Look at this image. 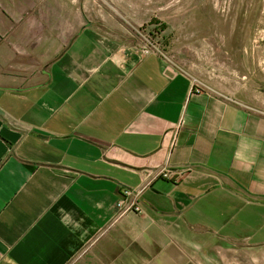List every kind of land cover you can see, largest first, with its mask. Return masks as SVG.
I'll return each mask as SVG.
<instances>
[{"label": "crops", "instance_id": "1", "mask_svg": "<svg viewBox=\"0 0 264 264\" xmlns=\"http://www.w3.org/2000/svg\"><path fill=\"white\" fill-rule=\"evenodd\" d=\"M134 4L0 0V264H264V110L147 45Z\"/></svg>", "mask_w": 264, "mask_h": 264}, {"label": "rangeland", "instance_id": "2", "mask_svg": "<svg viewBox=\"0 0 264 264\" xmlns=\"http://www.w3.org/2000/svg\"><path fill=\"white\" fill-rule=\"evenodd\" d=\"M133 1L139 16L127 21L147 45L200 85L264 110V0Z\"/></svg>", "mask_w": 264, "mask_h": 264}, {"label": "built area", "instance_id": "3", "mask_svg": "<svg viewBox=\"0 0 264 264\" xmlns=\"http://www.w3.org/2000/svg\"><path fill=\"white\" fill-rule=\"evenodd\" d=\"M138 193H134L131 190L123 192V196L116 202V207L120 211H134L139 212L140 207L137 202Z\"/></svg>", "mask_w": 264, "mask_h": 264}]
</instances>
